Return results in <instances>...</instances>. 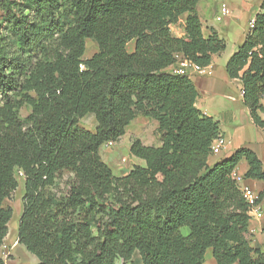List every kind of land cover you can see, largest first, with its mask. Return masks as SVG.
Listing matches in <instances>:
<instances>
[{"label": "trees", "instance_id": "16d2710c", "mask_svg": "<svg viewBox=\"0 0 264 264\" xmlns=\"http://www.w3.org/2000/svg\"><path fill=\"white\" fill-rule=\"evenodd\" d=\"M200 1L0 0V250L22 171L18 241L38 264H133L135 252L142 264H206L208 249L216 264H264L233 177L245 159V177L264 181L263 163L241 147L208 164L221 123L196 106L191 76L175 72L177 54L205 68L226 49L204 35ZM260 9L226 71L264 127V0ZM183 15L178 37L171 25ZM87 39L98 49L84 58ZM89 114L94 131L81 125ZM139 115L158 122L161 144L135 138L130 152L145 165L116 175L100 149Z\"/></svg>", "mask_w": 264, "mask_h": 264}, {"label": "crops", "instance_id": "0c3cea01", "mask_svg": "<svg viewBox=\"0 0 264 264\" xmlns=\"http://www.w3.org/2000/svg\"><path fill=\"white\" fill-rule=\"evenodd\" d=\"M263 0H201L198 4V12L202 21L203 33L208 37L213 31L216 32L226 42V49L213 55L212 63L204 68L203 73H194L191 75L198 92L199 97L196 106L205 114L214 117L221 123V134L227 139V145L220 154L211 155L208 164L228 158L232 153L241 147L252 149L260 158L264 167V127L257 126L251 119L248 108L243 103V83L239 78H230L226 71V63L230 56L243 43L246 34L249 31V22L261 10L260 5ZM226 4L230 9V14L222 20H218L221 7ZM186 15H183L179 22L171 25V31L175 36H186L185 30ZM133 51L135 48V40ZM130 41V42H132ZM129 42V43H130ZM129 45V44H128ZM264 107V96L262 98ZM91 116L93 126L82 125L87 129L94 131L97 126L95 116L89 114L83 120ZM264 120V111L261 113ZM149 126L158 132V122L154 119L139 115L127 127L126 133L115 143L118 144L124 140V136H129V153L134 159L130 164H125L118 159L119 151L108 147L101 151V156L113 169L121 171L119 176L127 174L135 164L145 165V161L131 154L130 147L135 138H140L146 145L159 146L161 144L160 136L158 140L149 138ZM159 134V133H158ZM110 150V151H108ZM122 159H126L123 157ZM249 168L248 162L243 159L236 169V173L242 176L239 182L240 188L245 185L252 187L261 193L264 190V181L249 179L245 174ZM264 227V213L257 218H251L249 233H257ZM18 230V229H17ZM16 232V231H15ZM18 232V231H17ZM16 232V233H17ZM13 234L8 233L7 237ZM6 240V239H5ZM21 246L19 258L27 264H38L39 260L35 255H31L27 248L18 242ZM35 256V257H34Z\"/></svg>", "mask_w": 264, "mask_h": 264}, {"label": "rangeland", "instance_id": "374dc122", "mask_svg": "<svg viewBox=\"0 0 264 264\" xmlns=\"http://www.w3.org/2000/svg\"><path fill=\"white\" fill-rule=\"evenodd\" d=\"M134 47V41L130 42L128 45V49L132 50V48ZM98 49L97 43L92 40V39H87V43H86V52L84 55V58H88L90 56H92ZM31 112V107L28 105H24L21 109H20V115L22 118H25L29 113ZM82 121V120H81ZM86 126L92 127L93 126V120L91 118V116L86 117L83 122ZM149 138L150 139H154L155 138L158 140V132L153 130V128L151 126H149ZM128 139L129 136H124V140L118 144H116L115 146H113L112 149H116L119 151L118 154V159L125 164H130L131 160L134 159L130 156L129 153V143H128ZM107 148L106 144L102 145L101 147V151H104ZM110 151V150H108ZM123 157H125L126 159H122ZM114 173L116 175H119L121 173L120 170L118 169H114ZM17 178L19 181V187L17 188V190L13 193V195L6 199L4 202L5 206H10L13 208V216L9 222V233L13 234L12 236L6 238L4 245L2 246L1 250H0V254L1 256L4 258L6 264H18L17 259L19 258V254L21 251V246L18 245V226H19V219L20 216L22 214V208H23V201H22V197L24 194V176L20 174V171H17ZM17 233H16V232ZM183 233H188L189 228L188 227H183L182 228ZM248 238L251 240V243L254 247H258L260 249H262L264 251V227L262 230H258L257 233H252L251 235H248ZM31 253V252H29ZM34 255V254H31ZM35 257V256H34ZM22 262V259L19 258V262ZM21 263V264H25ZM133 264H142L141 261V257L139 255L138 252H135L133 259H132ZM39 263V262H38ZM205 263L206 264H216V260L212 254V250L208 249L206 254H205ZM27 264H33L31 263H27Z\"/></svg>", "mask_w": 264, "mask_h": 264}, {"label": "built area", "instance_id": "2783aa9c", "mask_svg": "<svg viewBox=\"0 0 264 264\" xmlns=\"http://www.w3.org/2000/svg\"><path fill=\"white\" fill-rule=\"evenodd\" d=\"M230 14V9L226 4H223L221 7L220 14L217 16L218 20H222L225 16ZM255 27V18H252L249 22V29ZM177 66L175 67V72L179 74H188L192 75L194 73H203L204 68L195 62L189 60L184 57L182 54H177ZM227 145V139L224 135H219L215 138L211 145V154L216 155L220 154L225 146ZM106 146L113 147L115 146V142H108ZM20 174L23 175V172L20 171ZM234 179L239 183L242 181V176L236 173H233ZM243 197L247 201L250 206V215L251 218L260 217L264 213V198L261 197V194L254 190L252 187L245 185L241 188Z\"/></svg>", "mask_w": 264, "mask_h": 264}]
</instances>
